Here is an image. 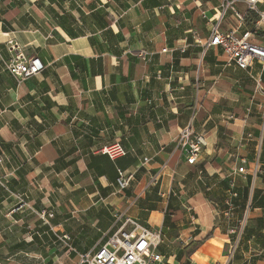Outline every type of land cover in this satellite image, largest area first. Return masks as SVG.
I'll use <instances>...</instances> for the list:
<instances>
[{
  "label": "crops",
  "instance_id": "obj_1",
  "mask_svg": "<svg viewBox=\"0 0 264 264\" xmlns=\"http://www.w3.org/2000/svg\"><path fill=\"white\" fill-rule=\"evenodd\" d=\"M220 3L0 0V264H80L127 219L161 233L160 264H264V96L203 52ZM17 51L44 71L15 79ZM188 127L206 141L195 165L176 148Z\"/></svg>",
  "mask_w": 264,
  "mask_h": 264
},
{
  "label": "built area",
  "instance_id": "obj_2",
  "mask_svg": "<svg viewBox=\"0 0 264 264\" xmlns=\"http://www.w3.org/2000/svg\"><path fill=\"white\" fill-rule=\"evenodd\" d=\"M239 7L244 9L243 12L239 10ZM228 13L232 14L237 25L229 31H223L222 22ZM202 17L206 19L204 13ZM207 23L209 37L202 44L203 52L210 48L219 49L226 59V66L245 71L254 82L255 93L264 96L261 80V74L264 71V44L260 45L264 41V0H221L217 8V17L208 19ZM3 64L6 71L19 81L37 76L45 69L37 57H25L18 51L15 56L4 61ZM253 64L261 66L260 73H254ZM205 146L204 136L194 133L191 127L182 129L176 139V148L188 165H195L198 162ZM98 152L107 156L111 161L126 154L118 143L105 146ZM235 171L245 174L243 167ZM130 178L122 170H117L115 182L119 191H124L129 186ZM153 182L157 183V180L153 179ZM227 194L226 210L223 215L226 220H230L235 210L234 199L238 195L233 181L229 184ZM15 199L18 206L27 205L21 196L17 195ZM41 218L47 224L42 215ZM244 222L245 220L241 221L240 225H244ZM231 233L236 232L230 230ZM60 239L64 243L69 240L67 236H62ZM161 242L160 232L151 231L139 222L127 219L122 227L110 235L93 255H82L80 264H160L162 256L157 249Z\"/></svg>",
  "mask_w": 264,
  "mask_h": 264
},
{
  "label": "trees",
  "instance_id": "obj_3",
  "mask_svg": "<svg viewBox=\"0 0 264 264\" xmlns=\"http://www.w3.org/2000/svg\"><path fill=\"white\" fill-rule=\"evenodd\" d=\"M207 237H209V236H207ZM199 244H200V242H190L188 244V246H186L184 248V252H186L187 255H190L191 253H193L196 250V248L198 247Z\"/></svg>",
  "mask_w": 264,
  "mask_h": 264
},
{
  "label": "rangeland",
  "instance_id": "obj_4",
  "mask_svg": "<svg viewBox=\"0 0 264 264\" xmlns=\"http://www.w3.org/2000/svg\"><path fill=\"white\" fill-rule=\"evenodd\" d=\"M240 10H241V9H240ZM252 41H253V40H252ZM253 42H254V41H253ZM257 44H259V43H257ZM262 44H264V42H263V41L261 42V44H260V45H262Z\"/></svg>",
  "mask_w": 264,
  "mask_h": 264
}]
</instances>
